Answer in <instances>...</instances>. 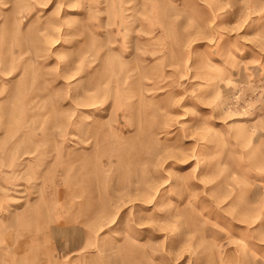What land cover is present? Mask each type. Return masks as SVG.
I'll list each match as a JSON object with an SVG mask.
<instances>
[{
	"label": "rangeland",
	"instance_id": "374dc122",
	"mask_svg": "<svg viewBox=\"0 0 264 264\" xmlns=\"http://www.w3.org/2000/svg\"><path fill=\"white\" fill-rule=\"evenodd\" d=\"M0 264H264V0H0Z\"/></svg>",
	"mask_w": 264,
	"mask_h": 264
}]
</instances>
